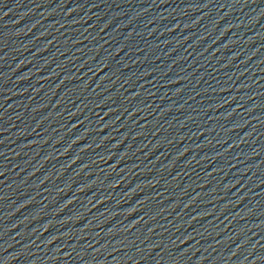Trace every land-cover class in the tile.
<instances>
[{
  "label": "water",
  "instance_id": "95a60500",
  "mask_svg": "<svg viewBox=\"0 0 264 264\" xmlns=\"http://www.w3.org/2000/svg\"><path fill=\"white\" fill-rule=\"evenodd\" d=\"M0 264H264V0H0Z\"/></svg>",
  "mask_w": 264,
  "mask_h": 264
}]
</instances>
